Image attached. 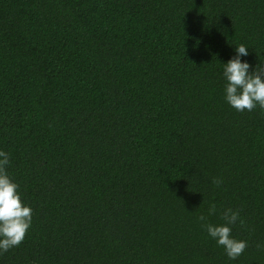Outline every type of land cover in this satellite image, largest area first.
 Segmentation results:
<instances>
[{
    "label": "trees",
    "instance_id": "16d2710c",
    "mask_svg": "<svg viewBox=\"0 0 264 264\" xmlns=\"http://www.w3.org/2000/svg\"><path fill=\"white\" fill-rule=\"evenodd\" d=\"M241 43L264 65V0H0V150L33 209L0 264H264V110L225 100ZM229 208L236 260L202 226Z\"/></svg>",
    "mask_w": 264,
    "mask_h": 264
},
{
    "label": "clouds",
    "instance_id": "9594fccd",
    "mask_svg": "<svg viewBox=\"0 0 264 264\" xmlns=\"http://www.w3.org/2000/svg\"><path fill=\"white\" fill-rule=\"evenodd\" d=\"M236 55L224 63L223 75L227 81L225 86V100L238 112L253 111L257 107L264 110V65L258 64L254 71H250L251 64L241 59L249 54V49L243 44L235 48ZM10 156L0 150V253L18 247L26 238L32 225L33 209L26 205L19 192V185L12 180L7 172ZM217 187L222 184L220 178H214ZM209 214H215L216 205L209 206ZM200 221L206 217L200 215ZM225 223L213 225L203 224L208 235L218 246L223 247L231 260L238 259L248 247L245 240H238L232 236V227L239 219V212L231 208L222 213ZM243 223V221H240ZM264 247L257 244V248Z\"/></svg>",
    "mask_w": 264,
    "mask_h": 264
}]
</instances>
